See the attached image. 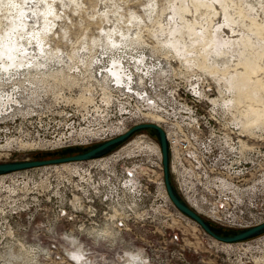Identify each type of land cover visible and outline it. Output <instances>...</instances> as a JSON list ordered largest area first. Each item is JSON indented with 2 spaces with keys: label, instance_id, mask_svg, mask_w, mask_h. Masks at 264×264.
<instances>
[{
  "label": "built area",
  "instance_id": "1",
  "mask_svg": "<svg viewBox=\"0 0 264 264\" xmlns=\"http://www.w3.org/2000/svg\"><path fill=\"white\" fill-rule=\"evenodd\" d=\"M125 56L123 61L130 64L128 73L134 71V77L131 91H128L110 76L109 108L114 110L116 107L112 118L131 123L132 128L149 122L143 113L156 115L160 119L156 125L162 129L167 141L172 183L181 200L190 209L200 211L204 219L222 228L238 230L253 226L242 219L238 220L243 222H237L233 215L234 211L254 210L248 209L246 202L261 193L258 188L263 184L250 173L262 158L260 149L245 148L240 143L242 139L235 132L236 127L226 125L222 105L210 102L211 91L204 87L200 77L192 76L193 79L189 77L181 83L171 80L168 72L158 71L161 75L153 80L150 72L156 67L161 69L160 66L147 64L151 68L148 72L139 64V56L143 53L131 52ZM137 65L144 71L137 72ZM104 66L112 68L109 61ZM108 69L100 70V73L109 74ZM0 81V145H11V149H0L1 159L16 152L14 148L17 149L19 141L27 142L28 138L24 136L27 134H23L19 126L32 117L23 114L24 120L12 116L18 108L17 103L22 102L20 86H12L16 81L6 76ZM102 107L106 109V106ZM69 117L70 114L65 119ZM141 132L143 134L132 141L138 140L145 145L141 150H132L130 157L121 154L120 149L112 152L107 160L73 164L79 167L37 168L40 175L45 176L34 186V198L28 197L31 191L20 176L22 172L0 176V260L15 258L17 264L46 261L54 264H122L123 259L131 261L136 256V238H127L126 233L131 234L137 225H150L154 221L162 224L173 220L188 221L164 195L161 150L157 140L145 131ZM9 136L14 137L7 138ZM36 143L43 144L40 139ZM137 158H141L140 161ZM29 199L35 202L34 211L27 208ZM263 214L264 211L260 216ZM7 231L12 236H8ZM75 233L81 238L74 237ZM171 240L176 244L179 242L176 234ZM75 246H80L76 247L80 249L78 252L72 251ZM121 248L127 250L122 252ZM131 263L136 264L135 261Z\"/></svg>",
  "mask_w": 264,
  "mask_h": 264
},
{
  "label": "rangeland",
  "instance_id": "2",
  "mask_svg": "<svg viewBox=\"0 0 264 264\" xmlns=\"http://www.w3.org/2000/svg\"><path fill=\"white\" fill-rule=\"evenodd\" d=\"M82 1L83 5H85L83 8L75 9L77 7H73L71 9L72 11L70 10L71 7L68 8L69 12L67 11V13L71 21H61V23L55 21L53 25L48 24V26H50V28L48 27L49 30L48 28L45 30V27H43L42 29V32L44 33L51 31L55 32L54 36H52L51 34H47L48 43L51 46L48 44V47H44L43 50L48 51L54 48L56 53L58 51V59L61 58L60 60L61 62L64 61L63 63L70 62V59H68V57L66 56L68 55L69 58L73 59V63L72 61L70 62L71 67L74 66L73 68L69 67L67 69L66 67V70L61 72L59 75H56L55 78L49 77L45 79V77L39 78L36 75H32L30 71H27V68L25 69L22 66L15 65L14 67L13 61H10V59H8L7 57L3 59L0 58V65L4 64L3 68H1L0 66V78L2 79L3 76H6L8 77V79H13L14 81H16L15 83H12V86H20V95L22 96V102L20 104V107L22 108L19 109L17 116L24 118L23 114H26L25 117H27V115L32 117L31 119L26 118V121L22 125L23 127L21 129L23 132H21L23 134H27L24 136L28 138V142L36 143L40 139V141L43 142L42 145L46 147V149H43L42 147L41 149L36 150L12 152L10 154L11 156H9L8 158H1L0 163L33 160L34 155H38L39 153L59 151L61 149H66L69 146L87 148L89 146H94L111 138L117 137L120 133L124 132V129L127 130L128 128H130L131 123L125 121L122 123V120L112 118L113 112H110L109 115H105L104 111H112V109L109 108L111 106L109 95V84L111 81V77H114V80L120 85H122L124 82L127 83L126 80L128 78L123 75L126 69L128 70V68L130 67L127 65L128 61H123L125 64H121V66L119 65L120 63H122L124 57H126L125 55H129L131 52L133 54L143 53V56H139V64H142V66H145V68L148 66L146 64L147 62L153 63L154 66H156L157 64L161 67V70L160 68L156 67L155 71L168 72L169 74H171V80L182 83L184 79H188L189 77V79H193L194 77L192 76H195V78L200 77L201 82L204 84V87L211 91L212 96L208 97L210 102L212 99H217L219 101H222L221 103H219L220 106L222 104L226 105L227 108H223V106L221 107V110L225 114L224 121L226 125L229 126V124H231L229 127H236L235 132H238L239 130L241 134H246L243 138H241L239 134L238 135L240 136L239 139H242V141L246 142L248 147H258L260 149L262 153V158L259 159L257 163H255V165L251 168L250 173L254 178L260 180L261 185L263 184L262 188H258L261 193L257 197H250V199H248L249 202H246L248 203V209L253 208L254 210L234 211L235 214L233 216L237 218L235 219L237 222L244 221V223L251 224L253 226H256L255 224L259 225L263 223L264 214L263 216H260V213L264 211V93H261L262 90L260 88H257V90L259 89L258 91L255 90L254 86H252L251 83L249 84V82L258 80L259 82H262L260 84L264 87V63H262L264 59L262 57L249 58L251 64L255 65L257 63V65L262 70L260 71V73H257L256 78L248 76L245 81L241 80L242 82L240 80H237L234 76L230 77L229 81H225L221 78V76H214L213 73H211V71H209L208 69L200 70L196 64L192 67L185 66L184 64H182L180 59L183 58L182 51L184 47H182V44L181 42H179V40L183 35L179 34V27H176V23L182 17L178 13L177 9H179L180 4L182 6H185L187 2H189V0H106L107 2L104 0L103 3H107L112 7L115 5L117 6V13L122 16L121 22L139 16L140 19L143 20V23L142 21H140V19H137V22L132 21L133 24H138V27L136 28L137 38H131V40L129 39V41H113L116 39L114 36V32L119 31L118 29L115 30V27H122L123 25L120 22L118 23L119 26L116 25L112 28V32L110 31V35L113 34L112 37L114 39L103 38L106 41H104L103 43V40H97V42H99L101 46L98 45L97 42L96 45L93 41H95V39H97L98 37H103L101 27H103V24H106H102V19H100L99 17V9L100 5L102 4L100 3V0ZM195 1L198 2V0ZM234 1L238 2V0ZM250 1H252V4L254 3L253 5L256 7L255 9L258 23L263 22L264 0ZM177 2L179 3V5H177ZM153 5L154 10L151 15L149 14V9H152ZM61 9L63 10V8ZM164 10L169 13V15L166 16V19L169 24L175 25L169 31L168 36L173 37L175 43L180 48L182 47V51H175L174 47L165 44L166 38L165 36H163V33L167 29L159 28L160 23H162L163 14H166ZM199 11L200 13H195V19H198L197 16H204V18L207 16V13L203 8H201ZM201 11L203 15H201ZM134 15L136 16L134 17ZM10 20L11 19H8V21ZM8 21L4 19L2 24L0 25V39H7L8 37H11V40L13 41L15 37L12 35L13 31L9 29V27H7ZM245 22H247L246 24H249L248 21ZM125 25L129 26L130 21L125 23ZM240 28L244 29L243 26H240ZM52 29L55 31H53ZM18 33L19 34L17 37V42H22L21 40H23L24 38L26 39L28 37V35L26 36V34H23L24 30H18ZM216 35L219 38L221 36V33L216 31ZM258 36L260 37V39L255 40V43L261 47H264V32H259ZM221 44H224L223 41ZM115 45L117 48L115 47ZM186 45L187 44H185V46ZM19 46L22 47V44L18 45L19 52L16 53L17 55H22L20 54L21 48ZM41 49L42 48L40 47L37 49L38 53H41ZM80 51H82L81 54H79ZM66 52L67 54H65ZM59 54L61 57L59 56ZM82 55L84 56V58L82 57L81 59ZM78 56L80 57V59ZM147 56L149 58H147ZM215 59L219 58L215 57L213 58V60H211L210 56L209 62H213ZM107 61H109L110 65H112V68H109L110 66L104 67L105 70L109 68V74L103 72L100 73V70L105 71L102 68L105 62ZM217 65L219 66L221 72H224L225 66L222 65V63H218ZM114 67L116 68L114 69ZM143 67H141V65H138L137 69H140L141 72H143ZM21 68H23L24 70ZM98 73H100L99 78L97 77ZM159 75H161L159 74V72L155 75L150 74L151 77H154L153 80H155V77ZM75 77H79L81 78V80L75 79ZM70 79L72 81H70ZM239 91H241V93L243 94L242 100L245 101V103L243 102L244 106L239 104L234 105L232 103L234 98L237 97V93ZM247 99L255 101V107H253L254 112L251 114L249 120L245 123V126H247L249 130L246 131V133H242L241 119L242 116H246V111L250 109L248 107L250 102ZM102 106H106V109H104ZM257 108H260L259 111ZM69 114L70 117L68 120H66L65 116ZM146 115L148 114L146 113ZM151 115L155 116L154 114ZM239 117H241V119ZM151 122L155 123L150 120L148 123ZM17 128L18 127H16V129ZM139 134L143 133L140 132L137 135ZM136 136L134 135L133 137H131L126 143L135 139ZM126 143L122 146L126 145ZM142 147L144 146L140 145L139 142L136 141L132 145V148H124L122 152L130 156L132 150H141ZM118 149L116 148L114 151ZM137 159V161H140L141 158ZM96 161L100 162L99 159ZM73 164L74 163L63 164L61 166L63 168H68L69 166L79 167L77 164ZM20 176L23 177L25 179V182L28 183V187L31 191L28 197H36L34 195V186L39 181H43V177L45 175H40L39 169H32L28 170V172L26 173L22 172ZM170 178L171 182H173L171 174ZM34 204L35 202L33 199L27 200V208H29V211H34V209L36 208ZM194 212L199 214V216L204 219V216H202L200 212ZM238 219H242L243 221ZM210 223L214 224L212 222ZM214 225L219 228H222L216 224ZM247 228L238 230H244ZM222 229L237 231L228 228ZM126 234L127 238H129L130 236H132V238H136L137 252L135 253L136 256H133V258H131V261H135L136 264H264V235L259 240H256L257 238L253 239L256 240L254 242L253 240H250L244 242L243 244L225 245L215 241L210 236L206 235L199 227H197L192 221L189 220L186 222H177L173 220L172 222L169 221L164 224H162L161 221H154L150 225H137L136 228L132 230L131 234L129 232H127ZM173 234H176L179 238V242L177 244L173 243L171 240ZM74 237L81 238L79 233H75ZM76 247L80 248V246H75L72 250L73 252H78V250H80ZM121 250L122 252H124L127 250V248H121ZM129 254L132 255L130 251ZM131 261H129L128 259H123L122 264H134L131 263ZM12 264H17V261H14ZM39 264L54 263H52L51 261H46Z\"/></svg>",
  "mask_w": 264,
  "mask_h": 264
},
{
  "label": "bare ground",
  "instance_id": "3",
  "mask_svg": "<svg viewBox=\"0 0 264 264\" xmlns=\"http://www.w3.org/2000/svg\"><path fill=\"white\" fill-rule=\"evenodd\" d=\"M103 2H104V0H100V3L102 5H100L99 17H100V19H102V24L103 23H106V24L105 25L103 24V27H101L102 29L100 28L102 30L103 37L102 38H99V37L97 38L96 37L97 39H95V41H93V42H95V44H96L97 40L98 41L103 40V43H104V41H106V40L103 39V38L112 39L113 38L112 37L113 34L110 35V33L113 30L112 28L115 27L116 25H118V23H120L122 21V16H120L117 13L118 12L117 11V9H118L117 6L115 5V6L112 7V6L108 5L107 3H103ZM185 3H186V1H185ZM253 4H252V1H250V0H238V2H235L234 0H198V2H196L195 0L194 1H190L189 0V2H187V4L185 6H182L181 4H180L181 5L180 6L179 3L177 2V5H179V9H177V10H178V13L181 15L182 18L177 23L176 22L175 23L177 24L176 27L177 28L179 27V30H180L179 34L183 35V36L180 35L181 38L179 40V42H181V44H182V47H184L183 51H182V47L180 48L175 43V40L173 39V37H169L168 36L169 35V31L175 25L171 24L172 25L171 26L169 24V22L166 19V16L169 15V13L166 12L165 10L164 11L166 12V14L165 13L163 14L162 23H160L159 28H161V29L166 28L167 29L163 33V36H165V38H166L165 39V44H167L168 46L174 47L175 51H182L183 58L180 59V61L185 66L192 67V66H194L196 64L200 70H204V69L207 70L208 69L209 71H211V73H213L214 76H217V75L221 76V78L223 80H225V81H229L230 77H233V76L237 80L245 81L246 78H248V76H252V77L256 78L257 73L258 72L260 73V71L262 70L257 65V63L255 65L251 64L250 61H249V58L250 57H257V58L262 57L264 59V47H261V46H259V45H257L255 43V40H259L260 39V37L258 36L259 32H264V21L261 22V23H258L257 15H256V9H255L256 7ZM84 6L85 5H83V1L82 0H0V25L2 24L4 19H6V21H8V19H11L10 21H8L7 27H9V29H11L13 31L12 35L15 37V39H14L15 41L14 40L12 41L11 37H8V36H7L8 37L7 39L6 38L0 39V58L3 59L5 57H7L8 59H10V61H13L14 67H15V65H18V66H22L25 69L27 68L28 72L30 71V73L32 75H34V76L36 75L39 78H41V77H45V79L49 78V77L55 78L56 75H59L61 72L65 71L66 67H67V69L69 67H71V63L70 62L73 59L69 58V56L66 55L68 57V59H70V62L63 63L64 61L61 62V60H60L61 58L58 59V54H57L58 51L56 53L54 48L50 49L48 51L43 50V48L44 47H48V44H49L48 43L47 34H51L52 36H54L55 32L51 31V32L44 33V32H42V29H43V27H45V30L48 27L50 28V26H48V24L53 25V23L55 21L56 22L58 21V22L61 23V21L70 20L69 15L67 13L68 8L71 7L70 10L73 7H77L75 9H78V8L81 9ZM61 8H63V10ZM201 8H203L206 11L207 16L205 15L206 16L205 18H204V16H199V17L197 16L198 19H195L196 18L195 17V13L196 12L200 13L199 10ZM149 10H150L149 14L152 15L153 10H154V5H153L152 9H149ZM149 10H148V12H149ZM81 11H85V10H81ZM202 11H201V15H203ZM135 16L136 15H134V17ZM130 18H132V17H130ZM137 19H140V17L137 16L135 18L127 19L126 21L121 22V24H123L122 27H117L116 26L115 30L118 29L119 31L114 32V36H115L116 39L113 40V41H115V42H117L119 40L120 41L121 40H124V41L128 40L129 41V39L131 40V38H133V39L137 38V29L136 28L138 27V24L137 23H134V24L132 23V21L134 22ZM128 21H130V25L129 26L125 25V23H127ZM140 21H142V23H143L142 19H140ZM245 21H248L249 24H246L247 22H245ZM57 25H59V24H57ZM240 26H243L244 29H241ZM49 28H48V30H49ZM18 30L19 31L20 30L21 31L24 30L23 34H26V36L28 35V37L26 39L24 38L23 40H21L22 42H17V39H18L17 37H18V34H19ZM53 31H55V30H53ZM216 31L221 33V36L219 37L220 39L217 37ZM20 35H21V33H20ZM139 37H140V35H139ZM222 41H223L224 44H221ZM97 43H98V45H100L99 42H97ZM103 43H102V45H103ZM19 44H22V47L19 46L21 48L20 54H22V55H17V53H16V52H19V49H18V45ZM91 44H93V43H91ZM185 44H187V45L185 46ZM39 47L42 48L41 49V53L40 52L38 53V51H37V49ZM90 47H91V45H90ZM90 47H89V49H90ZM115 47H116V45H115ZM120 48H121V46H120ZM128 49H129V47H128ZM105 50H106V48H105ZM82 51H80L79 54H81ZM105 52H107V51H105ZM65 54H67V52ZM43 55H44V57H43ZM212 55H213V57H212ZM59 56H60V54H59ZM210 56H211V60H213V58H215V57L219 58V59H215L213 62L212 61L209 62ZM82 57L84 58L83 55L81 56V59H82ZM257 58H256V60H257ZM79 59H80V57H79ZM43 60H45V61H43ZM62 60H64V59H62ZM123 60H122V63L119 64L120 66H121V64H125L123 62ZM72 63H73V61H72ZM216 63L217 64L218 63H222V65L225 66L224 72H221V70L219 69V66ZM262 63H264V60H263ZM5 64H6V62H5ZM146 64H150V63L147 62ZM3 65H0L1 68L4 67ZM127 65L130 66V64H127ZM5 66H7V65H5ZM263 66H262V68H263ZM73 67H71V68H73ZM23 68H21V69H23ZM115 68L116 67H114V69ZM137 68H138V65L136 66V71L137 72L141 71L140 69L138 70ZM145 69L149 72L151 68L149 69L148 67H146ZM155 70L156 69L154 68L152 70V72H150V74H154L155 75L157 73ZM17 72H18V70H17ZM69 72H70V70H69ZM121 72H123V71H121ZM128 72L129 71L126 69V71H125V73L123 75L126 78H128L126 80L127 83L124 82L121 86H123L124 88L128 89V91H131L130 84L132 82V78L134 77V71L131 72V73H128ZM79 77H75V79L81 80V78H79ZM153 78L154 77H152V79ZM121 80H124V79H121ZM70 81H72V80L70 79ZM250 83L252 84V86H254L255 90H257V88H260L262 90L261 93L262 92L264 93V87L261 86V84H260L262 82H259L258 80H255V81L249 82V84ZM235 93H237V92H235ZM238 93H237V97L234 98L232 103L234 105L235 104H239V105H243L244 106L243 102L245 103V101L242 100V95L243 94L241 93V91H239ZM252 96H254V95H252ZM252 96H251V98H252ZM261 96H263V95H261ZM244 100H246V99H244ZM255 100H257V99H255ZM4 101H5V99L3 100V102ZM228 101H230V100H228ZM248 101L250 102V104L248 105V107L250 109L246 111V113H245L246 116L245 115L244 116L240 115V116H242V119H241V117H239L241 119V126H242L241 130H242V133H246V131L249 130V128L247 126H245V123H246V121L249 120L251 114L254 112L253 111L254 110L253 107H255L254 106L255 105V101L250 100V99ZM221 102L222 101H219L217 99H214V100L212 99L211 100V103H213L216 106H218L219 103H221ZM17 105H18V108L15 109L12 112V116L13 117H19V116H17V114H18L19 109H21L22 107H20V103H17ZM222 106L227 108L226 105L222 104ZM115 109H116V107H114V110ZM259 109H258V111H259ZM114 110H112V111L111 110L110 111L105 110L104 111L105 115H107V114L109 115L110 112L111 113L113 112V115H115L116 113H115ZM234 110H235V108H234ZM243 111H245V110H243ZM146 113L148 115H146ZM146 113H143V117L146 118V121H149V120L153 121L155 123H152V122L151 123L155 124V125L160 122V119L156 115H155L156 117L151 115L153 113H150V112H146ZM23 119L25 120V117ZM24 122L25 121H23V123ZM252 126H254V125H252ZM22 127L23 126L20 125L19 129L21 130ZM128 130L129 129L125 130V132L128 131ZM102 132H104V131H102ZM125 132L120 133L119 136L124 134ZM140 132L141 131L134 133L131 137H133L134 135L136 136ZM238 132H239L238 134L241 137H245L246 134H241L239 130H238ZM14 136H9L7 138H11V137H14ZM12 141L13 140H9V142H12ZM136 141L139 142L138 140H134V141L131 140V141H129L130 144H128L129 142L128 143L125 142L126 145L122 146L123 144H125V143H123L121 145L122 147L119 146L118 147L119 149L118 148L117 149L118 150L121 149L120 153L121 154H125L124 152H122V150L124 148H128L127 146H129V145L132 146ZM157 142H158V140H157ZM240 143L241 144L243 143L242 145H244L245 148H248L246 142L240 140ZM139 144L143 145V146L145 145L144 143H140V142H139ZM158 145H159V143H158ZM10 147H11V145L9 143H7L6 145L4 144V147L2 145H0V149H2V148H10ZM42 147H43V149H46V147L43 146L40 143L28 142V140H27V142L19 141V146L17 147V149L14 148V147L13 148H14V151H24V150L41 149ZM159 147H160V145H159ZM68 148H80V147H78V146L70 147L69 146ZM113 151H111L107 155L103 156L104 158L100 157V158L93 159V160H98V159L107 160L108 159L107 157ZM2 155H6V153H3ZM125 155L127 157L131 156V155L129 156L128 154H125ZM75 163H78V162H75ZM68 164H70V163H68ZM61 165H63V164H61ZM46 167H48V166H46ZM41 168H44V167H41ZM21 172H24V171H21ZM169 176H170V172H169ZM164 195H166V197L168 198L167 194H164ZM168 200H169V198H168ZM198 212H200V211H198ZM197 215H199V214H197ZM184 217H186V216H184ZM186 219L191 221L187 217H186ZM215 227H217V226H215ZM225 228H228V227L225 226ZM220 229H222V228H220ZM222 230H224V229H222ZM6 234L8 236H12L11 232L7 231ZM259 237H261V236H259ZM259 237H257V238H259ZM254 239H256V238H254ZM251 240H253V239H251ZM248 241H250V240H248ZM244 242H247V241L238 242V243H234V244H243ZM219 243H222V242H219ZM222 244L233 245V244H229V243H222ZM8 253H9V251L6 252V256L8 255ZM14 256H16V255H14ZM14 261H16L15 258L6 259L4 261L1 259L0 260V264H9V263L12 264Z\"/></svg>",
  "mask_w": 264,
  "mask_h": 264
},
{
  "label": "water",
  "instance_id": "4",
  "mask_svg": "<svg viewBox=\"0 0 264 264\" xmlns=\"http://www.w3.org/2000/svg\"><path fill=\"white\" fill-rule=\"evenodd\" d=\"M145 130H152L153 134L158 140L162 157L163 181L165 185V191L171 204L178 212L193 221L206 235L210 236L218 242L234 244L264 235V222L254 227L242 230L238 233H228L227 231L213 226L208 221L204 220L194 211H192L180 199L173 185L171 184L168 170V147L166 137L162 129L152 123L136 125L130 128L124 134L99 143L87 151L80 152V148H66L59 152L61 157L47 158L42 160L33 159L0 163V176L46 166H55L75 162H86L89 160L97 159L107 155L111 151L115 150L117 147L121 146L134 133ZM47 155L48 157H51V153H48Z\"/></svg>",
  "mask_w": 264,
  "mask_h": 264
},
{
  "label": "trees",
  "instance_id": "5",
  "mask_svg": "<svg viewBox=\"0 0 264 264\" xmlns=\"http://www.w3.org/2000/svg\"><path fill=\"white\" fill-rule=\"evenodd\" d=\"M146 133H148L152 138H154L155 140H157V138L155 137V135L153 134V131L152 130H145ZM96 146V145H94ZM94 146H89L87 148H80L81 151L80 152H83V151H87V150H90L91 148H93ZM118 148V147H117ZM63 150V149H61ZM54 151V152H49L51 153V157H48V153L46 152H42V153H39L38 155H34V158L33 159H39V160H42V159H47V158H55V157H61L59 152L61 151ZM171 179V178H170ZM171 184L173 185V183L171 182ZM211 224V223H210ZM213 225V224H212ZM214 226V225H213ZM227 231L228 233H233V232H240L241 230H237V231H231V230H225ZM251 240V239H250ZM248 241V240H246Z\"/></svg>",
  "mask_w": 264,
  "mask_h": 264
}]
</instances>
